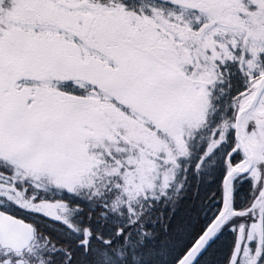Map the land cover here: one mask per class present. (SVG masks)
Wrapping results in <instances>:
<instances>
[{
  "label": "snow or ice",
  "instance_id": "6c2138e0",
  "mask_svg": "<svg viewBox=\"0 0 264 264\" xmlns=\"http://www.w3.org/2000/svg\"><path fill=\"white\" fill-rule=\"evenodd\" d=\"M0 264H264V0H0Z\"/></svg>",
  "mask_w": 264,
  "mask_h": 264
},
{
  "label": "rangeland",
  "instance_id": "374dc122",
  "mask_svg": "<svg viewBox=\"0 0 264 264\" xmlns=\"http://www.w3.org/2000/svg\"><path fill=\"white\" fill-rule=\"evenodd\" d=\"M149 2H153V0H149ZM154 2L159 3V0H154Z\"/></svg>",
  "mask_w": 264,
  "mask_h": 264
}]
</instances>
